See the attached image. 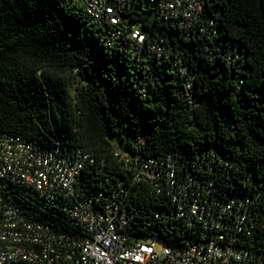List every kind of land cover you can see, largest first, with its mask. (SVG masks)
I'll return each instance as SVG.
<instances>
[{
	"label": "trees",
	"instance_id": "16d2710c",
	"mask_svg": "<svg viewBox=\"0 0 264 264\" xmlns=\"http://www.w3.org/2000/svg\"><path fill=\"white\" fill-rule=\"evenodd\" d=\"M163 1L106 0L117 21L98 23L85 0H0V134L92 160L68 204L25 205L84 237L66 209L89 201L102 211L117 193L131 241L180 245L217 234L188 219L196 202L225 243L264 264V0H201L188 29L161 19ZM148 159L153 179L138 180ZM167 164L185 189L167 185ZM229 201L242 224L235 213L217 217Z\"/></svg>",
	"mask_w": 264,
	"mask_h": 264
},
{
	"label": "built area",
	"instance_id": "2783aa9c",
	"mask_svg": "<svg viewBox=\"0 0 264 264\" xmlns=\"http://www.w3.org/2000/svg\"><path fill=\"white\" fill-rule=\"evenodd\" d=\"M84 11L98 23L117 21L106 0H85ZM201 11V0H165L159 5L158 15L163 21L188 29ZM131 36L137 44L143 43L138 30L133 29ZM149 49L162 56L159 44ZM87 160L92 162L89 153L81 149L69 158L18 136L0 134V264H253L247 251L233 247L231 240L224 242L219 232L223 227L214 220L205 221L196 202L189 207L188 219L203 223L205 233L217 230V234L202 239L195 236L180 245L159 243L156 238L131 241L127 227L132 218L125 196L117 193H112L102 211L94 209L89 201L66 209L75 230L84 237L65 235L26 207L25 202L31 198L43 201L44 206L54 205L58 198L68 204L76 195L77 179ZM151 166H155L151 159L140 164V174L135 177L140 180L143 174L152 180ZM163 175L171 188H186L177 183L170 164ZM173 200L179 201L176 196ZM38 208L46 211L42 206ZM178 210L179 216H184L182 205ZM227 213H235L239 224L245 220L230 201L219 207L217 217Z\"/></svg>",
	"mask_w": 264,
	"mask_h": 264
},
{
	"label": "rangeland",
	"instance_id": "374dc122",
	"mask_svg": "<svg viewBox=\"0 0 264 264\" xmlns=\"http://www.w3.org/2000/svg\"><path fill=\"white\" fill-rule=\"evenodd\" d=\"M157 249L160 250V246H158Z\"/></svg>",
	"mask_w": 264,
	"mask_h": 264
}]
</instances>
